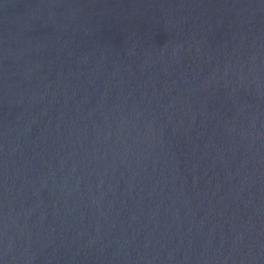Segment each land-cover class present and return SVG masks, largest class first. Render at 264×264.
I'll return each mask as SVG.
<instances>
[{"label": "water", "instance_id": "1", "mask_svg": "<svg viewBox=\"0 0 264 264\" xmlns=\"http://www.w3.org/2000/svg\"><path fill=\"white\" fill-rule=\"evenodd\" d=\"M0 264H264V0H0Z\"/></svg>", "mask_w": 264, "mask_h": 264}]
</instances>
